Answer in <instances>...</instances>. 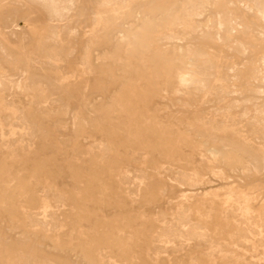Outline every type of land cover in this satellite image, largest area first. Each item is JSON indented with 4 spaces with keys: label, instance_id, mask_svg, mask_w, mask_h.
<instances>
[{
    "label": "rangeland",
    "instance_id": "374dc122",
    "mask_svg": "<svg viewBox=\"0 0 264 264\" xmlns=\"http://www.w3.org/2000/svg\"><path fill=\"white\" fill-rule=\"evenodd\" d=\"M50 4L0 0V264H264V0Z\"/></svg>",
    "mask_w": 264,
    "mask_h": 264
},
{
    "label": "bare ground",
    "instance_id": "6f19581e",
    "mask_svg": "<svg viewBox=\"0 0 264 264\" xmlns=\"http://www.w3.org/2000/svg\"><path fill=\"white\" fill-rule=\"evenodd\" d=\"M36 1H38V2H41V3H43V4H45L46 6H47V8H49V10H50V23H58V22H60L61 21V19H60V16L58 15V12L56 11V9L54 8V6H52L51 4H50V0H36ZM76 1V0H75ZM76 3V2H75ZM122 3V2H121ZM125 4H127V2L125 3ZM115 10V9H114ZM128 10V9H127ZM255 11V10H254ZM128 12V11H127ZM112 13H114V12H112ZM118 13H119V11H118ZM257 13V12H256ZM70 14V13H69ZM203 14V13H202ZM263 14V13H262ZM258 15V14H257ZM216 16V15H215ZM218 16V15H217ZM262 16V15H261ZM260 16V17H261ZM46 17V16H45ZM11 18V17H10ZM198 18V17H197ZM200 18V17H199ZM218 18V17H217ZM67 19V18H66ZM100 19V18H99ZM13 20V19H12ZM264 20V19H263ZM64 21V20H63ZM262 21V20H261ZM66 22V21H65ZM97 22V21H96ZM263 22V21H262ZM12 23H14V22H12ZM66 23H68V22H66ZM65 23V24H66ZM236 23V22H235ZM49 24V23H48ZM264 24V23H263ZM14 25V24H13ZM47 25V24H46ZM55 25V24H54ZM60 25H61V23H60ZM59 25V26H60ZM64 25V24H63ZM56 26V25H55ZM62 26V25H61ZM96 26V25H95ZM237 26V25H236ZM63 27V26H62ZM12 28V27H11ZM14 28H16V30H18V28L17 27H15L14 26ZM62 29V28H61ZM182 29V28H181ZM200 29H202V28H200ZM238 29V28H237ZM4 30V29H3ZM9 30H12V29H9ZM42 30V29H41ZM52 30V29H51ZM57 30V29H56ZM55 30V31H56ZM232 30V29H231ZM239 30V29H238ZM237 30V31H238ZM20 31V30H19ZM37 31V30H36ZM66 31V30H65ZM202 31V30H201ZM6 32H8V31H6ZM13 32V31H12ZM54 32V31H53ZM57 32V31H56ZM92 32V31H91ZM96 32H97V30H96ZM240 32V31H239ZM46 33H47V31H46ZM90 33V32H89ZM233 33V32H232ZM231 33V34H232ZM56 34H58V33H56ZM55 34V36H58V35H56ZM61 35V34H60ZM12 36V35H11ZM55 36H53V37H55ZM46 37V36H45ZM48 37V36H47ZM46 37V38H47ZM50 37H52V35L50 36ZM52 37V38H53ZM218 37V36H217ZM225 37V36H224ZM57 39H58V37H56ZM61 38V37H60ZM227 38V37H226ZM21 39V38H20ZM37 39V38H36ZM51 39V38H50ZM56 39V40H57ZM38 40V39H37ZM42 40V39H41ZM49 40V39H48ZM53 40V39H52ZM51 40V41H52ZM55 40V41H56ZM59 40V39H58ZM232 40V39H231ZM242 40V39H241ZM1 41V40H0ZM50 41V42H51ZM19 42V41H18ZM25 42V41H24ZM37 42V41H36ZM41 42V41H40ZM48 42V41H47ZM97 42V41H96ZM234 42V41H233ZM236 42V41H235ZM234 42V43H235ZM4 43H6V42H4ZM65 43V42H64ZM21 44V43H20ZM70 44V43H69ZM90 44H91V42H90ZM94 44V43H93ZM237 45V44H236ZM66 46H68L67 44H66ZM5 49H6V47H5ZM87 49V48H86ZM40 50V49H39ZM192 50V49H191ZM1 52V51H0ZM217 52V51H216ZM88 53H89V51H88ZM201 53V52H200ZM164 54V53H163ZM87 55V54H86ZM203 55V54H202ZM86 57V56H85ZM88 57V56H87ZM6 58V57H5ZM87 59V58H86ZM192 59V58H191ZM8 60V59H7ZM10 60V59H9ZM214 65V64H213ZM56 66V65H55ZM37 68V67H36ZM100 69V68H99ZM5 81V80H4ZM59 83V82H58ZM196 89V88H195ZM175 96V95H174ZM171 98V97H170ZM200 103H202V102H200ZM199 103V104H200ZM14 133V132H13ZM20 133V132H19ZM21 134H23V133H21ZM6 135V134H5ZM16 137V136H15ZM14 138V137H13ZM23 138V137H22ZM264 138V137H263ZM207 145V144H206ZM208 160V159H207ZM264 163V162H263ZM252 165V164H251ZM163 168V167H162ZM176 177V176H175ZM226 191V190H225ZM232 192V191H231ZM230 193V192H229ZM243 201V200H242ZM232 208V207H231ZM261 215H264V214H261ZM48 218V217H47ZM55 218V217H54ZM181 218V217H180ZM240 219V218H239ZM252 219V218H251ZM262 219H264L263 217H262ZM185 220V219H184ZM259 220H261V219H259ZM46 221V220H45ZM175 222V221H174ZM237 222V221H236ZM245 222V221H244ZM256 222H258V221H256ZM38 223V222H37ZM177 223H179V222H177ZM189 223V222H188ZM243 223V222H242ZM39 224H40V222H39ZM177 225V224H176ZM42 227V226H41ZM180 227V226H179ZM239 227V226H238ZM261 227V226H260ZM264 227V226H263ZM175 228H176V226H175ZM185 228V227H184ZM186 229V228H185ZM257 229H259V228H257ZM256 229V230H257ZM250 230V229H249ZM183 231H185L184 229H183ZM260 231V230H259ZM248 232V231H247ZM252 232V231H251ZM250 232V233H251ZM263 232V231H262ZM175 233V232H174ZM249 233V234H250ZM187 234V233H186ZM233 234V233H232ZM261 234V233H260ZM247 235V234H246ZM255 235V234H254ZM176 236H177V234H176ZM242 236H244V234L242 235ZM256 236V235H255ZM258 236H260V235H258ZM179 237V236H178ZM245 237V236H244ZM243 237V238H244ZM29 240V239H28ZM182 240V239H181ZM258 240V239H257ZM257 240H256V242H257ZM260 240V239H259ZM183 241V240H182ZM241 241V240H240ZM244 242H246V241H244ZM183 243H184V241H183ZM186 243V242H185ZM184 243V244H185ZM250 244V243H249ZM163 245V244H162ZM26 248V247H25ZM24 249V248H23ZM23 249H21V250H23ZM35 249V248H34ZM26 251V250H25ZM29 260V259H28ZM194 262V261H193ZM28 263H29V261H28Z\"/></svg>",
    "mask_w": 264,
    "mask_h": 264
}]
</instances>
